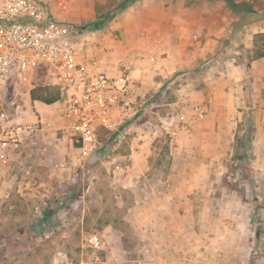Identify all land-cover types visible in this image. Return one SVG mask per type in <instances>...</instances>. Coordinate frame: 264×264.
Segmentation results:
<instances>
[{"label": "rangeland", "instance_id": "1", "mask_svg": "<svg viewBox=\"0 0 264 264\" xmlns=\"http://www.w3.org/2000/svg\"><path fill=\"white\" fill-rule=\"evenodd\" d=\"M44 1L58 19L90 33L80 43L81 53L95 59L105 71L109 69L117 74L127 66L123 55L154 49L155 37L142 28L143 23H136L124 33L119 24L122 14L132 12L139 1L113 15L110 10L120 0ZM235 1L248 2L256 11L264 12V0ZM184 4L194 11L192 17L200 20L190 23L184 36L187 52L200 54L198 65L175 78L174 86L181 83L186 86L185 100L178 99L171 86L166 87L154 96L155 103L148 100L119 129L124 137L99 131L102 148L95 153L100 163L92 169L85 167L88 154L57 149L56 139L46 133L33 146L28 143V148L21 149L9 167L0 169V264H79L82 238L88 234L98 235L103 243L102 264L114 259H137L143 249L138 246L133 225L122 214L124 207L132 203L124 193L130 190L121 188L124 192L119 195L110 184L125 166L117 155L125 153L137 127L161 129L154 142L161 155H165L169 145L175 147V137L164 132L162 121L152 113L168 119L174 112L180 119L179 102L188 109L195 105L202 111L194 121L197 139L194 142L185 138L183 143L188 150L191 142L201 147L204 140L209 145L205 152L184 153L191 161L207 162L205 170L197 165L195 169L191 167V172L206 175L209 182L193 184L190 188L212 194L234 193L248 210L253 233L250 259L264 254V57L249 61L252 32L264 30V18L242 25L240 15L229 11L222 0H184ZM148 7L149 4H143L140 8L143 11ZM35 87H46V79L40 72L29 85L10 87L0 100L4 118L35 122L36 110L29 99V92ZM169 102L173 105H164ZM180 125V128L187 126ZM202 129L213 130L209 137L203 138ZM245 132L250 134L252 142L244 146ZM117 144L119 147L114 148ZM221 145L226 149L220 157ZM73 147L77 149L79 144L74 142ZM46 148L49 150L44 153L41 149ZM162 161L164 166L155 169L159 176H165L169 170L165 156ZM247 167L250 171H246ZM119 198L123 199L122 204Z\"/></svg>", "mask_w": 264, "mask_h": 264}, {"label": "crops", "instance_id": "2", "mask_svg": "<svg viewBox=\"0 0 264 264\" xmlns=\"http://www.w3.org/2000/svg\"><path fill=\"white\" fill-rule=\"evenodd\" d=\"M138 1L139 4L131 9L132 12L123 13L119 18L123 33L129 32L130 28L141 22L142 28L155 37L153 50H135L131 54L123 55L135 93L141 98L150 95L145 99V104L149 103L148 100L153 104L154 96L171 86L178 99L185 100L186 86L182 83L174 86L175 78L198 65L200 54L187 52L184 36L190 23H200L199 17H192L194 11L191 7L184 6V0ZM143 4H149L147 10L142 11L140 8ZM137 8L139 11L135 10ZM258 21L260 19L255 22ZM256 33H264V30L252 32L253 35ZM245 46L248 48V45ZM99 69L112 74L109 69L105 71L101 66ZM164 105L173 104L169 102ZM34 107L37 115H34L33 119L40 123L41 129L29 142L32 146L38 137L46 133L56 139L58 144L54 147L57 149L69 148L79 151V148H74L73 144L56 131L63 120L58 115L55 104L34 102ZM131 116L135 115L129 113L125 124L115 127L114 133L111 134L124 137L119 129L130 122L128 120ZM152 116L162 121L161 128L166 134L175 137V147L169 145V150L165 155H161L159 148L154 144L161 129L156 126L148 127V130L137 127L136 136L125 147V153L117 155L124 161L125 166L120 169L118 177L110 182L119 195L124 192L121 188L130 190L124 193L132 203L124 207L122 214L127 216L133 225L139 241L138 246L143 250L139 251L137 259H114L116 261L108 260L103 264H264V254L257 259H250L249 249L253 242V233L249 227L248 210L239 198L232 192L212 194L196 192L190 188L193 184L209 182L206 175L197 176L191 172V167L195 169L197 165L201 170H205V159L191 161L184 156L185 152H205L209 147L204 140L201 147L194 143L198 134L195 130L197 123L185 126L188 127V131H185L184 126L180 128V119L174 112L168 119L157 112H153ZM211 130L213 129H202L203 138L209 137ZM185 138L194 140L189 150L183 143ZM27 144L10 154L8 162L0 165V169L9 167L21 149L28 148ZM118 147V144L114 146ZM29 148L33 150L32 147ZM220 149L221 157L226 148L221 145ZM41 150L47 153L49 149ZM163 156L168 160L169 170L165 176H159L155 174L158 172L155 169L164 166ZM220 157L216 160L220 161ZM115 169L119 167L115 166ZM152 169L154 170L151 171ZM218 178L220 177H217V180ZM119 200L122 204L123 199ZM262 238L260 237V240H263Z\"/></svg>", "mask_w": 264, "mask_h": 264}, {"label": "built area", "instance_id": "3", "mask_svg": "<svg viewBox=\"0 0 264 264\" xmlns=\"http://www.w3.org/2000/svg\"><path fill=\"white\" fill-rule=\"evenodd\" d=\"M88 35L83 27L58 19L44 0H0V100L10 87L29 85L42 73L46 87L59 95L53 104L63 123L56 131L89 155L102 148L99 131L112 132L124 124L129 113L141 111L145 97L135 93L127 66L108 74L81 53L80 43ZM177 104L183 125L189 126L202 113L195 105L188 109L182 102ZM40 129L39 122H16L0 113V165ZM81 249L79 264H102L98 235H85Z\"/></svg>", "mask_w": 264, "mask_h": 264}, {"label": "trees", "instance_id": "4", "mask_svg": "<svg viewBox=\"0 0 264 264\" xmlns=\"http://www.w3.org/2000/svg\"><path fill=\"white\" fill-rule=\"evenodd\" d=\"M138 0H120L114 8L110 10L111 15L114 12H120L131 6ZM226 6V8L234 13H238L241 17L240 24L244 25L249 22H253L259 20L264 17V12H258L254 9V7L248 2H236L235 0H222ZM252 52L251 58L249 61L261 59L264 57V33H256L253 35L252 40ZM59 95L55 89L49 87H35L29 92V99L31 102H40L44 104H53L56 100H58ZM250 126V125H249ZM252 131L251 127L247 129V131ZM246 133V141L243 143L245 146L246 144H251L252 137L248 132ZM251 168H246V171H250ZM264 237V236H263Z\"/></svg>", "mask_w": 264, "mask_h": 264}, {"label": "water", "instance_id": "5", "mask_svg": "<svg viewBox=\"0 0 264 264\" xmlns=\"http://www.w3.org/2000/svg\"><path fill=\"white\" fill-rule=\"evenodd\" d=\"M98 162H99V159L96 153H90L85 159V167L88 169Z\"/></svg>", "mask_w": 264, "mask_h": 264}, {"label": "flooded vegetation", "instance_id": "6", "mask_svg": "<svg viewBox=\"0 0 264 264\" xmlns=\"http://www.w3.org/2000/svg\"><path fill=\"white\" fill-rule=\"evenodd\" d=\"M100 162H98V163H96V164H94L93 166H91L90 168H88V169H92L94 166H96L97 164H99Z\"/></svg>", "mask_w": 264, "mask_h": 264}]
</instances>
